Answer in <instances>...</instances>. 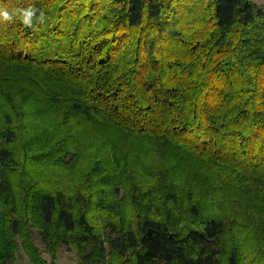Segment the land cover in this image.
Wrapping results in <instances>:
<instances>
[{"label": "trees", "instance_id": "obj_1", "mask_svg": "<svg viewBox=\"0 0 264 264\" xmlns=\"http://www.w3.org/2000/svg\"><path fill=\"white\" fill-rule=\"evenodd\" d=\"M0 4V264H264L261 7Z\"/></svg>", "mask_w": 264, "mask_h": 264}, {"label": "clouds", "instance_id": "obj_2", "mask_svg": "<svg viewBox=\"0 0 264 264\" xmlns=\"http://www.w3.org/2000/svg\"><path fill=\"white\" fill-rule=\"evenodd\" d=\"M47 17L43 10L29 5L28 7H11L0 4V24L19 22L24 29L36 31L46 23Z\"/></svg>", "mask_w": 264, "mask_h": 264}, {"label": "rangeland", "instance_id": "obj_3", "mask_svg": "<svg viewBox=\"0 0 264 264\" xmlns=\"http://www.w3.org/2000/svg\"><path fill=\"white\" fill-rule=\"evenodd\" d=\"M35 244L41 251L44 250L43 244L40 238L35 234ZM43 258L46 261H49V256L46 253H43ZM14 264H30L25 258L21 260H16ZM56 264H77L75 261V252L72 249H68L63 245L60 246V249L57 252V263Z\"/></svg>", "mask_w": 264, "mask_h": 264}, {"label": "crops", "instance_id": "obj_4", "mask_svg": "<svg viewBox=\"0 0 264 264\" xmlns=\"http://www.w3.org/2000/svg\"><path fill=\"white\" fill-rule=\"evenodd\" d=\"M253 2L259 7H261L264 11V0H253Z\"/></svg>", "mask_w": 264, "mask_h": 264}]
</instances>
